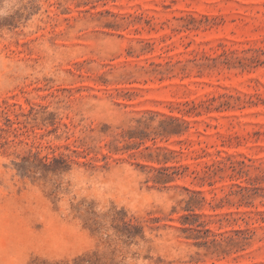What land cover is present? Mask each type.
I'll return each mask as SVG.
<instances>
[{
	"label": "rangeland",
	"instance_id": "obj_1",
	"mask_svg": "<svg viewBox=\"0 0 264 264\" xmlns=\"http://www.w3.org/2000/svg\"><path fill=\"white\" fill-rule=\"evenodd\" d=\"M15 13L0 264H264V0H1Z\"/></svg>",
	"mask_w": 264,
	"mask_h": 264
},
{
	"label": "trees",
	"instance_id": "obj_2",
	"mask_svg": "<svg viewBox=\"0 0 264 264\" xmlns=\"http://www.w3.org/2000/svg\"><path fill=\"white\" fill-rule=\"evenodd\" d=\"M0 6H1V0H0ZM20 18L22 17L18 13L9 16L0 15V29H2L3 27H7L9 29L15 28ZM122 232L123 235L127 236L128 238H133L141 232V228L134 226L131 223H124ZM62 264H119V263L115 262L113 258L110 260H104L102 256H100L96 251H94L79 256L71 262L66 261Z\"/></svg>",
	"mask_w": 264,
	"mask_h": 264
}]
</instances>
